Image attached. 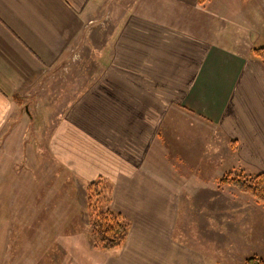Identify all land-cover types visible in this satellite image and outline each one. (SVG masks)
<instances>
[{
    "label": "crops",
    "instance_id": "crops-1",
    "mask_svg": "<svg viewBox=\"0 0 264 264\" xmlns=\"http://www.w3.org/2000/svg\"><path fill=\"white\" fill-rule=\"evenodd\" d=\"M117 5L0 0V142L16 139L21 113L32 117L62 65L81 62L88 42L101 70L58 118L47 145L81 181H108L112 209L130 221L126 243L105 251L103 264H243L264 239V205L224 186L236 199L211 204L216 216H202L208 232L195 241L182 221L195 204L205 213L209 206L186 199L183 212L176 176L183 178L196 127L218 130L211 154L218 169L226 162L247 176L264 173V62L252 55L264 46V0ZM4 176L0 195L11 189ZM218 180L199 186L215 192Z\"/></svg>",
    "mask_w": 264,
    "mask_h": 264
},
{
    "label": "rangeland",
    "instance_id": "rangeland-1",
    "mask_svg": "<svg viewBox=\"0 0 264 264\" xmlns=\"http://www.w3.org/2000/svg\"><path fill=\"white\" fill-rule=\"evenodd\" d=\"M132 2L113 0V6L118 3V8L125 9ZM80 50L83 60L77 61L76 65L73 62L62 65L61 77L50 82L40 97V107L30 109L32 117L21 113L23 121L15 128L16 139L10 140L8 135L0 142V180L5 179L4 175L12 180L11 189L6 187L7 193L0 195V264H103L104 252L95 248L91 235L89 183L58 165L47 145L58 118L95 72L101 70L100 64L89 60L93 56L89 55L88 42ZM22 112H25V106ZM193 133L190 160L182 161L183 175L180 176L183 178H176L183 188V212L186 199L192 205L195 200H206L205 206H209L205 213L206 210L198 207L201 203L195 204L190 209L191 216L182 221L184 230L191 234L189 236L200 241L207 235L209 225L202 216L209 218L217 213V208L211 204L236 199L231 190L216 189L214 192L201 188V180L215 182L228 174H240V170H233L226 162L218 169V161L211 157L212 150H218L217 129L201 131L196 127ZM218 170L223 174L220 175ZM255 242L259 248L251 249L252 255L248 258L264 257V239Z\"/></svg>",
    "mask_w": 264,
    "mask_h": 264
},
{
    "label": "trees",
    "instance_id": "trees-1",
    "mask_svg": "<svg viewBox=\"0 0 264 264\" xmlns=\"http://www.w3.org/2000/svg\"><path fill=\"white\" fill-rule=\"evenodd\" d=\"M205 1L200 0V3ZM252 55L264 62V46L255 47ZM227 185L264 205V173L254 176L242 172L235 176L228 174L217 182L218 189ZM112 190L111 184L104 179L90 182L87 186L91 235L95 248L103 252L124 246L130 233V221L112 209ZM243 264H264V257H249Z\"/></svg>",
    "mask_w": 264,
    "mask_h": 264
}]
</instances>
